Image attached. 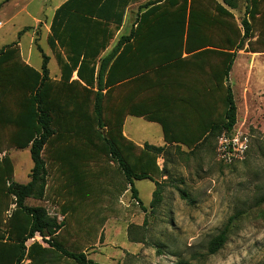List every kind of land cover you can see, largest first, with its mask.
<instances>
[{
    "label": "trees",
    "instance_id": "16d2710c",
    "mask_svg": "<svg viewBox=\"0 0 264 264\" xmlns=\"http://www.w3.org/2000/svg\"><path fill=\"white\" fill-rule=\"evenodd\" d=\"M9 1L1 3L0 10ZM134 1L67 0L55 11L48 43L62 71L60 81L51 79L49 57L40 47L41 71L24 61L17 43L0 49V264H22L26 257L31 264H96L88 258L87 246L101 236L110 217L121 214L119 197L130 190L132 199L147 212L135 181L155 183L150 208L160 201L158 159L165 147L147 143L140 147L125 137L127 116L159 123L167 144H183L192 151L232 133L238 107L231 86L224 82L229 81L237 50L251 36L250 20L242 21V34L234 16L225 12L226 51L192 52L182 58L180 46V60L210 61V82L196 89L206 94L203 98L175 100L145 82L150 76L123 75L121 69L122 63L174 59L154 61L151 49L130 42L143 28L190 29L188 0H155L140 7L146 12L138 17L131 35L100 60ZM174 1L180 3L179 9L170 14L168 6ZM223 1L237 8L238 0ZM248 1L246 14L252 20L260 3ZM74 72L78 79L72 80ZM27 148L33 168L24 184L15 180L8 152ZM30 198L48 201L63 220L51 216L44 206H29ZM227 233L225 228L211 240L209 254L223 248ZM37 235L47 246L34 242L27 247ZM174 264L193 263L180 259Z\"/></svg>",
    "mask_w": 264,
    "mask_h": 264
},
{
    "label": "rangeland",
    "instance_id": "374dc122",
    "mask_svg": "<svg viewBox=\"0 0 264 264\" xmlns=\"http://www.w3.org/2000/svg\"><path fill=\"white\" fill-rule=\"evenodd\" d=\"M48 1L10 0L0 10V49L20 42L22 58L25 61L31 50L30 63L36 69L43 63L38 48L44 39L45 15L51 18L52 9L45 10ZM40 8L44 13H39ZM257 8L261 18L255 25L262 33L257 46L264 48V6ZM35 31L38 39L33 45ZM42 49L50 54L46 43ZM50 68L56 70L55 62H50ZM259 70L248 63L235 72L231 84L238 118L232 133L223 135L228 140L238 135L242 152L231 161L223 158V135L193 151L166 146L158 159L162 169L160 201L150 208L155 183L136 181L147 212L139 208L131 192H124L119 197L121 214L110 217L97 241L86 245L90 258L97 264H174L180 259L193 264H264V68ZM127 119L130 138L136 144L143 143L140 147L164 144L158 124ZM8 154L14 162L15 179L28 182L33 168L30 149H13ZM44 204L50 215H60L48 201ZM225 228V245L216 254H209V243ZM134 239L140 243L132 242Z\"/></svg>",
    "mask_w": 264,
    "mask_h": 264
},
{
    "label": "crops",
    "instance_id": "0c3cea01",
    "mask_svg": "<svg viewBox=\"0 0 264 264\" xmlns=\"http://www.w3.org/2000/svg\"><path fill=\"white\" fill-rule=\"evenodd\" d=\"M66 1L67 0H58V1L49 0L48 3H46L45 10H47L48 7L52 9L50 12L51 18H48V16L45 15L47 22L44 24L45 25V29L43 30L44 39L40 41L41 49H42V45H45L46 43L48 46V50H50V54H45L42 49L43 53L49 57L48 69L50 72V77L51 79L56 80V81L61 80L62 71L58 64L55 53L53 52L51 46L48 43V36L50 34V26H51V22L55 14V11ZM149 1H155V0H136L127 6L124 19H123V24L120 30L117 32L116 36L111 40L109 46L106 48L104 53L101 55L100 60L108 56L115 49V47L118 45L119 41L122 38L128 37L131 35L132 30L137 25L138 17L146 12L145 8L141 9L140 7L144 6ZM179 1L180 3H182V0H179ZM241 1L242 0H238L237 8L232 9L229 6H227L223 0H194V1L192 0V6H191V0H188L187 15L188 14L189 16L191 15V19L193 22L190 29L188 28L184 29L183 32L181 31V29H177V28L171 31H163V30L159 31L153 28L140 29L138 31V37L136 39H133L130 42L131 44H133L134 42H137V45L139 47L151 49V51L155 53L154 61L155 59L163 60L164 57L174 58L175 60L172 59L166 63L164 62L157 63L156 61L153 63L152 61H149V60H146V62L144 63L140 61L138 63H122V69H121L122 74L124 75L125 73H128L132 75V77H135V75H138L140 78H143V77L147 78L150 76V79H144L145 82L153 84L155 86L154 90L159 91L163 96H170L174 98L175 100H183V99L185 100L194 99L195 100V99L203 98L206 94L196 92V89L197 87L199 88V85H203L205 83L210 82V75H209L210 61L208 60L204 61L203 59L197 62L180 60V58L177 57L178 50L180 49V46H182V49H183L182 58H186L189 55H191L190 53L192 52L199 53L203 51H216V50L227 49L226 48L227 46L225 47V44H227V36H228L227 28L225 25V19L227 18L225 14L226 11H228L234 16V20L239 26V28L241 29L242 34L244 33V31L242 29L241 24H242V21L246 18L250 20V23L252 25V30H251L250 38L247 39L244 45L240 49L237 50L235 62H234L233 68L229 75V79H228L229 81L224 82V83L226 85L229 83V86H231V84H233L234 82L235 72H237L240 67L242 68L247 67L248 63H252L253 68L260 69L259 72H261V70L264 68V65H263L264 64V48H260L257 46V44L259 43L261 39L262 33L259 27L257 26V24L255 25V22L261 18V12L260 11L257 12L254 19L251 20L249 16H247L246 14L247 6L250 7L251 5L250 1L244 0L245 2L244 5H243L244 2H241ZM180 3L174 1V4L169 5L168 13L171 14V13L176 12L179 9ZM259 3L260 5L264 6V0H259ZM40 10H41L39 12L40 14L42 10H43L42 13H44V8L42 9L40 8ZM37 21H40V20L36 19L35 22ZM149 24L150 23H148V25ZM36 39H38V36H37V32L35 31V32H32V37H31L32 43ZM15 43L19 45L20 42H15ZM19 47L21 50L20 45ZM124 48L125 46L123 47V49ZM59 51L63 53L61 48L59 49ZM31 54H32V51L30 50L27 53V56L25 58V61L30 65H31L30 61L32 58ZM51 61L55 62L56 64L55 71H52L50 68ZM41 67L37 70L41 71ZM99 67H100V62L97 66L96 75H98ZM75 79H78L76 72H74L73 77H72V80H75ZM131 117L132 118L135 117V118H139V119H143L147 121L143 117H136L133 115H129L126 117L124 126H123V134L129 140H131L130 138L131 132L129 131L128 127L126 128V124L128 121L127 118H131ZM148 122H151V121H148ZM151 123L158 124L162 131L164 144L162 146H157V147L179 146V147L186 148V146L183 144H167L164 140V135H163V130H162L161 125L156 122H151ZM142 144L143 143H139L137 145L141 146ZM147 144L153 145L150 143H147ZM153 146H156V145H153ZM14 170H15V167H14ZM28 182H25L24 184ZM19 183H22V182H19ZM126 192L129 193L130 190H127ZM44 203H45L44 200H35L32 198L27 200V204L29 206H44L47 208V206ZM55 216L57 217L58 221L61 222L63 220L60 218L61 217L60 215L59 216L55 215ZM35 237H36V240L34 241L29 240L26 243L27 247H29L34 242H38L42 246H47V244H45L43 240L40 239L41 238L40 235H37ZM128 239H129V233H128ZM132 242L140 243V240L135 239V241H132ZM87 256L89 259H92L89 257L88 253H87ZM93 261H95V263L97 264V260L94 259ZM22 264H31V259L29 257H26L23 260Z\"/></svg>",
    "mask_w": 264,
    "mask_h": 264
},
{
    "label": "built area",
    "instance_id": "2783aa9c",
    "mask_svg": "<svg viewBox=\"0 0 264 264\" xmlns=\"http://www.w3.org/2000/svg\"><path fill=\"white\" fill-rule=\"evenodd\" d=\"M2 24L0 23V26ZM220 144L222 147V151H223V158H225L228 161H231L232 158H234L236 156V153L242 152V144L240 143V138L237 135L235 138L233 139H226L225 136L223 135L220 138ZM41 240H43V238H40ZM36 240V237L31 239V241Z\"/></svg>",
    "mask_w": 264,
    "mask_h": 264
},
{
    "label": "water",
    "instance_id": "95a60500",
    "mask_svg": "<svg viewBox=\"0 0 264 264\" xmlns=\"http://www.w3.org/2000/svg\"><path fill=\"white\" fill-rule=\"evenodd\" d=\"M227 86H229V83L227 84ZM100 131L104 133L105 130L103 129V130H100Z\"/></svg>",
    "mask_w": 264,
    "mask_h": 264
}]
</instances>
